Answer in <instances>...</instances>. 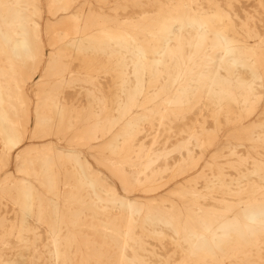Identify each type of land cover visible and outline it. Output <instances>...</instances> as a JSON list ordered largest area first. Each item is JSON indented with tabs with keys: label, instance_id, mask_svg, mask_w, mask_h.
I'll return each mask as SVG.
<instances>
[{
	"label": "bare ground",
	"instance_id": "obj_1",
	"mask_svg": "<svg viewBox=\"0 0 264 264\" xmlns=\"http://www.w3.org/2000/svg\"><path fill=\"white\" fill-rule=\"evenodd\" d=\"M263 1L0 0V264H264Z\"/></svg>",
	"mask_w": 264,
	"mask_h": 264
},
{
	"label": "rangeland",
	"instance_id": "obj_2",
	"mask_svg": "<svg viewBox=\"0 0 264 264\" xmlns=\"http://www.w3.org/2000/svg\"><path fill=\"white\" fill-rule=\"evenodd\" d=\"M110 1L113 2L112 4L117 3V1H118V3L120 2V0H110ZM242 3H243L244 11H246L248 13L253 14L256 10H259V6H258L256 0H242ZM47 51H48V49H46V52ZM36 77H38V75ZM31 93H32L31 94L32 98L35 100L36 96L34 95V92H31ZM50 140H51V138H42V139L39 138V139H35L33 141L26 139L19 146H17V148L14 151L20 152L23 149H25V150L29 149L30 146H32V145L36 147V146H40L43 144H47L50 142ZM4 144H5V141L2 138V136H0V150L4 148ZM4 174H5V172L3 173V175Z\"/></svg>",
	"mask_w": 264,
	"mask_h": 264
}]
</instances>
